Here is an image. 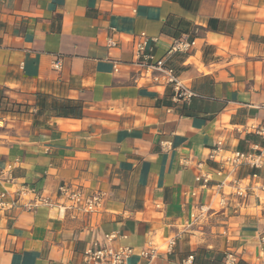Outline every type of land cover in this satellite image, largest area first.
Listing matches in <instances>:
<instances>
[{
    "label": "crops",
    "instance_id": "1",
    "mask_svg": "<svg viewBox=\"0 0 264 264\" xmlns=\"http://www.w3.org/2000/svg\"><path fill=\"white\" fill-rule=\"evenodd\" d=\"M143 32L157 39V58L175 40L195 42L166 57L196 94L190 101L141 74L133 41ZM67 103L77 116L60 115ZM259 126L264 0H0V191L27 186L52 205L0 212V264H84L112 232L116 248L133 249L128 264H225L228 254L264 264V192L239 206L227 185L220 212L213 183L196 181L199 164L229 172L208 161L220 142L229 153L264 149L251 133ZM234 179L264 185V167ZM70 184L103 194L101 210H63L58 189ZM204 206L216 211L186 228ZM151 243L149 263L141 252Z\"/></svg>",
    "mask_w": 264,
    "mask_h": 264
},
{
    "label": "built area",
    "instance_id": "2",
    "mask_svg": "<svg viewBox=\"0 0 264 264\" xmlns=\"http://www.w3.org/2000/svg\"><path fill=\"white\" fill-rule=\"evenodd\" d=\"M157 39L150 38L146 33H141L135 37L133 41V50L136 58V64L140 67L141 74L144 78L149 79L152 83L169 87L173 91V99L176 102H188L196 96V94L189 89L181 80L180 75L175 68L167 64V56L176 53H189L195 46L194 41H187L184 38L174 41L171 49L166 57L157 58L155 52V45ZM108 46L111 48L117 47L118 43L114 38L108 39ZM55 70L61 69L60 61L53 64ZM115 71H118L117 65L114 66ZM251 133L264 139V127H252ZM219 158L221 165L229 169L228 173L223 170H216L212 172H204L201 168L202 164L198 165L200 174L196 177V181L201 189L212 188V183L215 188V196L219 197L220 208L223 212L228 202L223 193V188L230 185L235 189L232 194L238 200V205L241 206L250 195L256 191L264 192V185L255 183L253 185H239L234 179V174L242 167L260 170L264 167V149L256 148L252 152H227L224 149V143L220 142L211 150L208 161H215ZM11 169V167H10ZM223 178L220 182H214L213 176ZM58 194L62 200L63 205H59L63 210L69 211L73 214L94 215L98 213L104 202V195L101 193L87 194L81 187L75 185H61L58 189ZM34 196V199L26 204L21 201L28 197ZM51 203L41 198L39 193L30 187H21L14 192L0 191V212H9L14 208H22L26 211H34L40 204ZM52 206V205H51ZM210 207H202L198 213H193L185 222V227L190 228L196 223L207 219L210 213L215 212ZM120 238L119 234L112 232L104 236L102 242L96 241L93 245L86 249L83 254L84 264H128V259L133 254V249L130 247L116 248L114 243ZM180 238L179 233L170 237L167 240L166 250L171 253ZM158 249L152 243L148 245L141 252V257L152 263L157 257ZM192 259V257H191ZM190 259V260H191ZM225 264H236V258L233 254L226 255Z\"/></svg>",
    "mask_w": 264,
    "mask_h": 264
},
{
    "label": "trees",
    "instance_id": "3",
    "mask_svg": "<svg viewBox=\"0 0 264 264\" xmlns=\"http://www.w3.org/2000/svg\"><path fill=\"white\" fill-rule=\"evenodd\" d=\"M78 108V107H77ZM76 107H74L72 104H66L65 106H62L60 109V115L64 116H77L76 114Z\"/></svg>",
    "mask_w": 264,
    "mask_h": 264
}]
</instances>
